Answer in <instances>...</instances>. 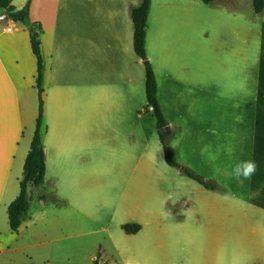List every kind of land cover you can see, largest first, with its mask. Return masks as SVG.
Masks as SVG:
<instances>
[{
	"label": "rangeland",
	"instance_id": "1",
	"mask_svg": "<svg viewBox=\"0 0 264 264\" xmlns=\"http://www.w3.org/2000/svg\"><path fill=\"white\" fill-rule=\"evenodd\" d=\"M69 1L76 55L70 54L66 64L55 52L53 77L73 83L75 119L87 117L83 110L89 103L99 105L91 136H100L101 143L95 142L83 160L90 165V200L82 212L54 202L49 187H34L29 212L42 207L39 193L44 190L46 213L37 219V234H24L28 248L16 253L11 264H94L96 259L103 264H264V215L245 211L249 196L244 182L249 179L239 184L232 175L236 163L251 160V142L240 136L244 127H231L220 120L222 114L214 125L207 126L206 118L201 123L209 100L201 101V113L197 102L199 80L206 85L217 70L208 67L211 58L221 60L222 73L217 80L220 99L214 104L229 120L239 115L236 108L243 98L236 91L238 77L234 85L226 72L243 55L242 63L250 60L252 73L245 102L255 94L264 14L254 11L252 0L239 1L237 9L220 0L211 5L151 0L146 52L171 130L168 147L182 166L220 188L209 190L165 160L147 105L144 60L134 50L131 9L141 0ZM226 17H242L246 27L233 29ZM234 67L235 77L243 67ZM187 198L203 216L196 232L189 219L183 228ZM216 200L224 207L227 200L234 201L235 207L228 208L235 219L224 223L222 211L217 221L208 217ZM126 223H139L141 229L127 233L122 229Z\"/></svg>",
	"mask_w": 264,
	"mask_h": 264
},
{
	"label": "crops",
	"instance_id": "2",
	"mask_svg": "<svg viewBox=\"0 0 264 264\" xmlns=\"http://www.w3.org/2000/svg\"><path fill=\"white\" fill-rule=\"evenodd\" d=\"M26 1L0 0V14L5 13L9 6L21 7ZM213 1L206 4L211 5ZM220 1V4L226 5L228 9L240 8L238 4L241 0ZM69 3V0H32L30 17L32 22L41 28V48L45 60L43 144L46 152V174L43 187H49L51 191L48 194L56 195L60 200L62 199L64 206H71L84 212L83 208L90 200L88 192L90 165L83 160H85L86 152L92 149L95 142L101 143L97 140L100 136H91L94 128L92 119L97 113L99 105L89 103L83 110L87 117L79 116L75 119L77 111L73 96L75 90L73 83L64 82L56 75L53 77L55 52L61 53L62 61L66 64L69 63L70 54L76 55L74 40L69 31L70 28L72 29L71 19H74L69 11ZM208 10L206 9V11ZM258 14H264V11ZM217 20L219 23V19ZM5 21L6 23H4ZM225 22L233 29L246 27V21L242 17H226ZM7 26H11L12 29L8 30ZM260 37L262 42L260 41L255 94H250L247 102H245L246 86L250 84L252 76L250 60L247 63L245 61L242 63L243 55L236 60L232 67L228 66L227 72L225 71L226 75L231 76L230 80L234 85V79L238 77L236 91L243 98V105H237L236 108L239 115H234L233 120H229V117H226V112H220L217 105L214 104V101L218 103L219 95H221L217 82L222 74L219 71L221 60L213 58L208 60V67L214 66L213 69L217 70L212 72V77L208 78L206 85L202 84V80H199L197 87L200 113L202 111L201 101L206 99L205 97L209 100L208 113L206 117L202 115L201 123L206 118L207 126L214 125L219 120V114H222L221 116L225 118L220 120L228 121L231 127H244L240 136H244L246 142H251V160L256 162L257 168L248 183L244 182V185H248L246 191H248L249 199L244 203L247 208L245 211L249 212V215L254 212L264 215V22L260 30ZM242 43L245 44L246 40L243 39ZM85 44L83 37L78 47L81 53L85 51ZM235 65L243 67V70L235 73L234 77L231 70L235 69ZM36 78L37 59L31 48L27 27L21 22L11 19L0 21V264H11V261L17 256L16 253L28 248V244L24 241L26 238L24 234H37L35 227L37 219L45 216L46 213L44 209L46 202L42 196L47 194L42 190L39 193L42 207L32 213L29 212L27 220L19 231L13 232L10 228L8 207L19 195L20 179L23 175L24 163L30 150L39 114V91ZM231 90L235 91V89ZM243 111L248 113L244 114ZM237 183L242 184L241 180H238ZM34 187L33 185L29 186L31 201L33 200L31 190ZM212 202L214 210L212 212L211 205V209L208 210L209 214L207 213L208 217L213 215L217 221L220 218L219 213L222 211L224 223L235 219L233 212L228 208L229 206L235 207L234 201L227 200L225 207L217 200ZM185 208L183 228L186 220L189 219L194 225V232H196L203 218L199 212V206L192 199L187 198ZM183 242L188 243L186 232L183 234Z\"/></svg>",
	"mask_w": 264,
	"mask_h": 264
},
{
	"label": "trees",
	"instance_id": "3",
	"mask_svg": "<svg viewBox=\"0 0 264 264\" xmlns=\"http://www.w3.org/2000/svg\"><path fill=\"white\" fill-rule=\"evenodd\" d=\"M31 1L32 0H27L26 3L21 7L11 5L6 9L5 12L8 14L9 19L15 22H21L27 27L29 31L31 48L37 59L36 84L39 91V114L36 122L35 132L30 145V150L24 163L23 175L20 179V192L8 207L9 225L13 232L19 231L23 223L28 218L31 205L29 186H42L46 174V152L43 144L45 60L41 48V28L32 22L30 17ZM203 1L208 3L213 0ZM252 1L254 11L256 13H261L264 11V0ZM150 7L151 0H141L140 4L134 6L131 10V19L134 27L133 43L135 53L144 60L146 68L145 90L147 105L151 107L156 119V125L164 148L165 160L169 165L179 168L185 175L197 181L206 189H220L219 186L214 182L206 180L202 175L194 172L192 169L182 166L176 160L172 151L168 147V140L171 137V130L168 127V122L158 100L157 80L146 52L147 19L149 16ZM51 196L54 202L63 204V201H61L56 195ZM45 197L46 196H42V199H45ZM122 229L127 233H137L140 231L141 225L139 223H126L122 225ZM94 264L103 263L96 259Z\"/></svg>",
	"mask_w": 264,
	"mask_h": 264
},
{
	"label": "clouds",
	"instance_id": "4",
	"mask_svg": "<svg viewBox=\"0 0 264 264\" xmlns=\"http://www.w3.org/2000/svg\"><path fill=\"white\" fill-rule=\"evenodd\" d=\"M257 164L254 160H245L236 163L232 169V175L237 179H250L255 173Z\"/></svg>",
	"mask_w": 264,
	"mask_h": 264
},
{
	"label": "water",
	"instance_id": "5",
	"mask_svg": "<svg viewBox=\"0 0 264 264\" xmlns=\"http://www.w3.org/2000/svg\"><path fill=\"white\" fill-rule=\"evenodd\" d=\"M9 19V16L7 13L0 14V21Z\"/></svg>",
	"mask_w": 264,
	"mask_h": 264
},
{
	"label": "built area",
	"instance_id": "6",
	"mask_svg": "<svg viewBox=\"0 0 264 264\" xmlns=\"http://www.w3.org/2000/svg\"><path fill=\"white\" fill-rule=\"evenodd\" d=\"M7 29H8V30H11V29H12V27H11V26H7Z\"/></svg>",
	"mask_w": 264,
	"mask_h": 264
}]
</instances>
